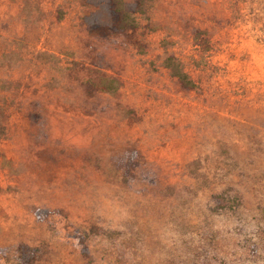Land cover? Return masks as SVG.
I'll return each mask as SVG.
<instances>
[{
    "label": "rangeland",
    "instance_id": "rangeland-1",
    "mask_svg": "<svg viewBox=\"0 0 264 264\" xmlns=\"http://www.w3.org/2000/svg\"><path fill=\"white\" fill-rule=\"evenodd\" d=\"M88 10L0 0V264H264V0H150L106 39Z\"/></svg>",
    "mask_w": 264,
    "mask_h": 264
},
{
    "label": "trees",
    "instance_id": "trees-1",
    "mask_svg": "<svg viewBox=\"0 0 264 264\" xmlns=\"http://www.w3.org/2000/svg\"><path fill=\"white\" fill-rule=\"evenodd\" d=\"M89 10L84 14L83 21L88 32L99 39L111 36H120L135 32L140 27V18L146 14V8L150 0H81ZM165 64L176 77L183 88H193L196 83L184 69L180 60L173 54L165 59ZM98 86L101 92L117 90L114 80L101 78L98 83L89 81L87 88L90 91ZM34 120L37 119L33 113ZM36 116V117H35ZM47 209L37 212L42 217ZM18 259L20 264H38L36 247L27 244L18 246ZM82 251L88 253V246L82 240Z\"/></svg>",
    "mask_w": 264,
    "mask_h": 264
}]
</instances>
